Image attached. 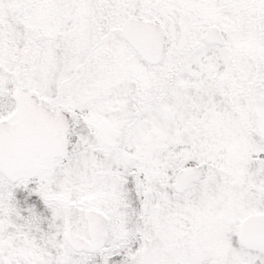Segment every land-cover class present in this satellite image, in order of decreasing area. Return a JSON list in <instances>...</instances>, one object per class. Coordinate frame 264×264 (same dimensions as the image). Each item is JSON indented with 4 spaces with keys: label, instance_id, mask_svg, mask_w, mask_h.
I'll use <instances>...</instances> for the list:
<instances>
[{
    "label": "snow or ice",
    "instance_id": "1",
    "mask_svg": "<svg viewBox=\"0 0 264 264\" xmlns=\"http://www.w3.org/2000/svg\"><path fill=\"white\" fill-rule=\"evenodd\" d=\"M0 264H264V0H0Z\"/></svg>",
    "mask_w": 264,
    "mask_h": 264
}]
</instances>
